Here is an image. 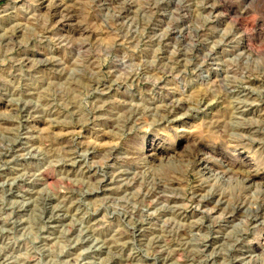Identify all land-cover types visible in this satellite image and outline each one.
I'll return each mask as SVG.
<instances>
[{
	"label": "rangeland",
	"instance_id": "374dc122",
	"mask_svg": "<svg viewBox=\"0 0 264 264\" xmlns=\"http://www.w3.org/2000/svg\"><path fill=\"white\" fill-rule=\"evenodd\" d=\"M263 56L264 0H0V264H264Z\"/></svg>",
	"mask_w": 264,
	"mask_h": 264
},
{
	"label": "bare ground",
	"instance_id": "6f19581e",
	"mask_svg": "<svg viewBox=\"0 0 264 264\" xmlns=\"http://www.w3.org/2000/svg\"><path fill=\"white\" fill-rule=\"evenodd\" d=\"M109 2V1H108ZM65 4V3H64ZM59 5V4H58ZM62 7V6H61ZM63 8V7H62ZM65 8V7H64ZM68 8V9H67ZM131 9V8H130ZM57 10V9H56ZM66 10H69V7H66ZM216 10V9H215ZM58 11H59V8H58V10L56 11L57 13H58ZM135 11V10H134ZM123 12V11H122ZM231 12V11H230ZM230 12H226V13H224L223 15V17H228L229 15H230ZM57 13H56V15H57ZM67 13H69V11L67 12ZM58 14H60V13H58ZM77 14V13H76ZM62 15V14H61ZM65 16V15H64ZM64 18V17H63ZM67 18H69V17H67ZM62 19V18H61ZM66 19V18H65ZM68 20V19H67ZM62 21H64V20H62ZM245 33V32H244ZM246 36V35H245ZM66 37V36H65ZM192 38V37H191ZM11 39H13V38H11ZM176 39V38H175ZM247 40H248V38H247ZM247 40L245 39V38H243V45H244V47L245 48H248V44H247ZM250 40V39H249ZM82 44V43H81ZM66 45V44H65ZM191 45V44H190ZM262 45V44H261ZM193 47V46H192ZM256 51V50H255ZM257 52V51H256ZM256 52H254L253 51V53L254 54H256V55H258V53H256ZM46 55V54H45ZM263 55V54H262ZM264 57V56H263ZM48 59V58H47ZM42 60V59H41ZM45 60V59H44ZM169 97V96H168ZM173 102V101H172ZM172 104H174V103H172ZM180 104V103H179ZM174 106V105H173ZM175 106H177L178 107V105H175ZM170 107V106H169ZM172 107V106H171ZM184 107V106H183ZM173 108V107H172ZM176 108V107H175ZM176 109H178V108H176ZM181 109V108H180ZM183 109V108H182ZM17 110V109H16ZM172 110V109H171ZM178 111V110H177ZM169 113H172V112H169ZM177 113V112H176ZM75 129V128H74ZM110 133V132H109ZM253 134V133H252ZM100 137V136H99ZM197 142V140L196 141H194V143H196ZM200 143V142H199ZM197 144V143H196ZM154 145V142H152V143H150V144H148V148H147V152H146V154H144V159H146V160H150V162L152 161L153 162V160H158V159H160L161 161H163L162 159H163V155L165 154V152H163V151H161V150H159V145H155V147L153 146ZM233 145V144H232ZM67 146V145H66ZM63 147V146H62ZM199 148V147H198ZM253 149V148H252ZM202 150V149H201ZM197 151V150H196ZM142 152H144V149L142 150ZM194 153V152H193ZM192 153V155H194ZM203 153V152H202ZM201 153V154H202ZM141 155H143V154H141ZM172 155V154H171ZM195 155H196V153H195ZM190 156V155H189ZM197 156V155H196ZM199 156V155H198ZM201 156V155H200ZM206 156V155H205ZM215 156V155H214ZM214 156H211V155H208V156H206V157H200V161H199V164H198V166H199V168H200V171L201 172H203V174L204 173H216L215 175H216V177H217V175L219 176V175H221L222 176V178H226V179H230V180H232L233 179V177H231V176H233V175H231V173H233L234 171H233V167L232 166H234L233 165V163L230 161V162H226L225 163V165H224V167L225 168H228V170H224V171H217V170H215L214 169V167H215V158H214ZM193 158V157H192ZM194 159V158H193ZM192 159V160H193ZM221 161V160H220ZM217 162V161H216ZM120 164V163H119ZM161 164V163H160ZM141 165V164H140ZM220 165V164H219ZM232 165V166H231ZM72 166V165H71ZM243 167H248V170L245 172V175L246 176H244V178H242V180H243V182H244V184H245V187H252V186H254V185H257L260 181L259 180H261V181H264V173L261 171V169H259V168H257V166H256V164L254 163L253 164V162L252 163H249V162H245L244 163V166ZM233 171V172H232ZM231 175V176H230ZM44 179V178H43ZM239 178H237V180H238ZM224 182V181H223ZM232 183V182H231ZM261 183V185H262V183L263 182H260ZM263 185H264V183H263ZM165 187V186H164ZM258 190V189H257ZM178 198V197H177ZM201 202V201H200ZM210 204V201H202L201 202V205H209ZM200 205V206H201ZM241 207H239L238 209H240ZM233 213V212H232ZM231 213V214H232ZM233 216V215H232ZM118 236V235H117ZM253 247V249H260V248H262V247H264V245H262V244H258L257 246H252ZM180 256V255H179Z\"/></svg>",
	"mask_w": 264,
	"mask_h": 264
},
{
	"label": "clouds",
	"instance_id": "9594fccd",
	"mask_svg": "<svg viewBox=\"0 0 264 264\" xmlns=\"http://www.w3.org/2000/svg\"><path fill=\"white\" fill-rule=\"evenodd\" d=\"M26 118H31V116ZM178 118V116L171 117V113H169V116H158L156 119L152 120L151 123H141L139 125V129H143L145 127L154 129V135L160 140L159 150L163 152L175 151L177 148L176 141L182 136L178 128L173 126V119ZM161 133L164 135L161 136ZM153 146L155 147V144ZM179 147L182 148L183 144H180ZM121 159H124V157H121ZM141 161L144 165H147L148 163V161L143 157L141 158ZM133 163H138V161H133Z\"/></svg>",
	"mask_w": 264,
	"mask_h": 264
}]
</instances>
